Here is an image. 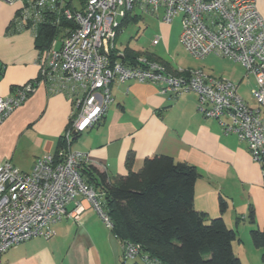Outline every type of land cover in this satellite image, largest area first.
<instances>
[{"label": "built area", "instance_id": "obj_1", "mask_svg": "<svg viewBox=\"0 0 264 264\" xmlns=\"http://www.w3.org/2000/svg\"><path fill=\"white\" fill-rule=\"evenodd\" d=\"M17 5L15 31L28 30L37 39L42 28L55 36L38 49L39 77L18 86L12 96L0 95V126L37 85L44 82L53 92H63L73 103L62 146L37 159L31 172L11 161L0 160V264L14 246L34 237L55 234L54 225L69 213L67 205L85 195L105 225L113 221L101 207L100 194L83 180L81 167L87 155L73 148L76 134L99 125L113 102L111 85L136 80L159 86L161 93L176 98L198 94V110L217 119L225 133L247 143L254 161L264 165V117L240 95L238 84L203 69L171 71L161 61L145 55L136 63L112 59V50L124 18L135 8L150 12L163 23L181 21L180 41L196 58L217 54L240 63L258 105H264V19L257 0H3ZM60 38V42L59 39ZM160 38L153 39L154 44ZM122 54V53H121ZM264 168V167H263ZM79 209V208H78ZM123 258L141 256V245L122 242Z\"/></svg>", "mask_w": 264, "mask_h": 264}, {"label": "crops", "instance_id": "obj_2", "mask_svg": "<svg viewBox=\"0 0 264 264\" xmlns=\"http://www.w3.org/2000/svg\"><path fill=\"white\" fill-rule=\"evenodd\" d=\"M257 8L264 19V0H257ZM16 12L17 5L0 0L3 97L12 96L18 86L40 74L36 39L28 30H12ZM242 68L238 75L226 77L238 84L242 98L258 107L264 117V105H258L250 93L254 78L246 77ZM111 92L114 100L103 121L73 141V148L87 155V165L104 172L111 181L129 172V152L134 154L136 171L153 155H169L195 166L199 172L195 209L209 218L222 216L237 231L233 249L242 264H264V249L255 247L250 233L253 228L264 229V168L254 161L247 143L225 133L217 119L205 118L198 110L195 92L173 98L161 93L155 83L117 79ZM72 106L65 93L39 83L0 126V160L31 172L38 158L61 147ZM221 198L227 203L224 212ZM76 209L77 218L71 215L57 222L51 238L37 236L9 249L4 264H121L123 244L93 203L80 195L67 205L69 213ZM135 259L133 263L139 264Z\"/></svg>", "mask_w": 264, "mask_h": 264}, {"label": "trees", "instance_id": "obj_3", "mask_svg": "<svg viewBox=\"0 0 264 264\" xmlns=\"http://www.w3.org/2000/svg\"><path fill=\"white\" fill-rule=\"evenodd\" d=\"M129 18L127 13L118 33ZM12 30L15 31L13 27ZM55 32L54 28H42L36 39L37 49L47 44ZM141 55L161 61L151 54L130 49L123 52L117 47L111 57L136 63ZM164 64L169 70L177 71ZM62 143L61 139V146ZM133 162L134 154L129 152L126 159L129 172L115 181L94 166L83 164L81 167L83 180L99 192L101 207L113 221L112 232L121 242L140 244L141 253L159 264H242L233 249L237 231L222 216L209 218L194 207L199 177L195 166L169 155L146 157L137 171L133 170ZM226 208L227 203L221 198V211ZM250 233L255 247L264 249V229L253 228ZM121 264L138 263L123 258Z\"/></svg>", "mask_w": 264, "mask_h": 264}, {"label": "rangeland", "instance_id": "obj_4", "mask_svg": "<svg viewBox=\"0 0 264 264\" xmlns=\"http://www.w3.org/2000/svg\"><path fill=\"white\" fill-rule=\"evenodd\" d=\"M119 19L122 21V18ZM181 29L180 18H176L172 23H163L150 12L135 8L118 33L115 45L123 52L130 49L137 53L151 54L173 70L203 69L212 75L227 79L242 71L240 63L214 53L204 58L192 56L180 41ZM155 37L160 38L157 44L153 42ZM58 40L60 42V38ZM242 246L245 247L244 244ZM135 260L139 261V264H148L140 256ZM128 262L135 261L128 259Z\"/></svg>", "mask_w": 264, "mask_h": 264}]
</instances>
